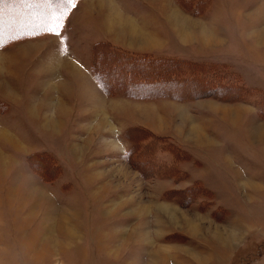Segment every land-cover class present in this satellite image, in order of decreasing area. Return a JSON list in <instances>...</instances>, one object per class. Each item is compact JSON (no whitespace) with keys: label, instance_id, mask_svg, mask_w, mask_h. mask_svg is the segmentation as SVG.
Wrapping results in <instances>:
<instances>
[{"label":"rangeland","instance_id":"374dc122","mask_svg":"<svg viewBox=\"0 0 264 264\" xmlns=\"http://www.w3.org/2000/svg\"><path fill=\"white\" fill-rule=\"evenodd\" d=\"M112 2L0 0V264H264V0Z\"/></svg>","mask_w":264,"mask_h":264},{"label":"bare ground","instance_id":"6f19581e","mask_svg":"<svg viewBox=\"0 0 264 264\" xmlns=\"http://www.w3.org/2000/svg\"><path fill=\"white\" fill-rule=\"evenodd\" d=\"M103 2L105 3L106 0H103ZM111 16L112 14L110 15L109 24H108L111 29H114V30L119 29V31L123 33L128 32L129 34H131L132 38H135V40L139 42L140 44H151L153 42L150 38H148L147 36H144V34H142L136 28V26H133L134 24L132 23L130 19L122 20L119 17H114V16L111 17ZM165 18L168 19L169 22L172 21L176 26L180 25V27H184L185 19L181 14H179V12L176 9L171 10L170 8V11L168 13H165Z\"/></svg>","mask_w":264,"mask_h":264},{"label":"crops","instance_id":"0c3cea01","mask_svg":"<svg viewBox=\"0 0 264 264\" xmlns=\"http://www.w3.org/2000/svg\"><path fill=\"white\" fill-rule=\"evenodd\" d=\"M100 8H101V12L103 13V18L105 19V23L107 27H109V19H110V15L112 14V16L114 17H119V18H126V19H129V17H125L123 15H120L117 11V9L115 8L114 6V3L112 2V0H106V2L104 3L103 0H100ZM104 3V4H103ZM168 3V8H171L172 5L170 4V2H167ZM103 4V5H102ZM176 9V8H175ZM177 10V9H176ZM178 11V10H177ZM179 12V11H178ZM180 13V12H179ZM181 14V13H180ZM182 15V14H181ZM111 16V17H112ZM114 19V18H113ZM135 24V23H134ZM137 27V26H136ZM110 28V27H109ZM138 28V27H137ZM139 31L144 34V36H147L149 38H153V40L155 39V37H151L149 35H146L145 33H143L140 29ZM84 80H86L87 78L84 76Z\"/></svg>","mask_w":264,"mask_h":264},{"label":"snow or ice","instance_id":"6c2138e0","mask_svg":"<svg viewBox=\"0 0 264 264\" xmlns=\"http://www.w3.org/2000/svg\"><path fill=\"white\" fill-rule=\"evenodd\" d=\"M73 2H74V0H66V3H68V4H71Z\"/></svg>","mask_w":264,"mask_h":264}]
</instances>
